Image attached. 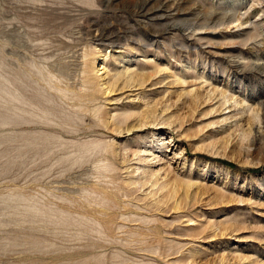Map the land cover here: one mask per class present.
I'll list each match as a JSON object with an SVG mask.
<instances>
[{"label":"rangeland","instance_id":"obj_1","mask_svg":"<svg viewBox=\"0 0 264 264\" xmlns=\"http://www.w3.org/2000/svg\"><path fill=\"white\" fill-rule=\"evenodd\" d=\"M0 264H264V0H0Z\"/></svg>","mask_w":264,"mask_h":264},{"label":"bare ground","instance_id":"obj_2","mask_svg":"<svg viewBox=\"0 0 264 264\" xmlns=\"http://www.w3.org/2000/svg\"><path fill=\"white\" fill-rule=\"evenodd\" d=\"M103 68V67H102ZM107 78V77H106ZM109 81V80H108ZM112 83V82H111Z\"/></svg>","mask_w":264,"mask_h":264}]
</instances>
